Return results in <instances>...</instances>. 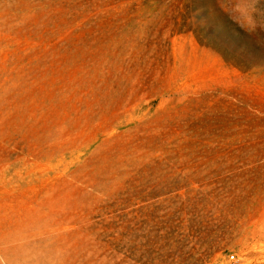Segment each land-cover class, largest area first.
Returning <instances> with one entry per match:
<instances>
[{"label": "rangeland", "instance_id": "1", "mask_svg": "<svg viewBox=\"0 0 264 264\" xmlns=\"http://www.w3.org/2000/svg\"><path fill=\"white\" fill-rule=\"evenodd\" d=\"M0 264H264V0H0Z\"/></svg>", "mask_w": 264, "mask_h": 264}]
</instances>
